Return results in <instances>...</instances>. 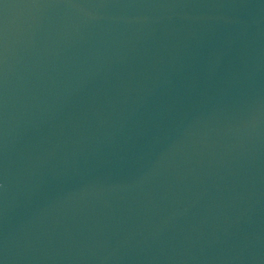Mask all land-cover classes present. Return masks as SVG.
<instances>
[{
	"label": "water",
	"instance_id": "1",
	"mask_svg": "<svg viewBox=\"0 0 264 264\" xmlns=\"http://www.w3.org/2000/svg\"><path fill=\"white\" fill-rule=\"evenodd\" d=\"M0 264H264V0H0Z\"/></svg>",
	"mask_w": 264,
	"mask_h": 264
}]
</instances>
